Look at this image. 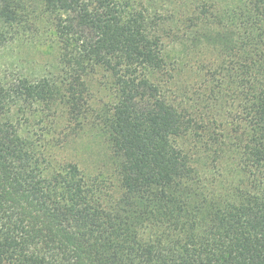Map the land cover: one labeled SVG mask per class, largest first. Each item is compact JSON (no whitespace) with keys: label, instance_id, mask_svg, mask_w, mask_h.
<instances>
[{"label":"trees","instance_id":"16d2710c","mask_svg":"<svg viewBox=\"0 0 264 264\" xmlns=\"http://www.w3.org/2000/svg\"><path fill=\"white\" fill-rule=\"evenodd\" d=\"M0 264H264V0H0Z\"/></svg>","mask_w":264,"mask_h":264},{"label":"rangeland","instance_id":"374dc122","mask_svg":"<svg viewBox=\"0 0 264 264\" xmlns=\"http://www.w3.org/2000/svg\"><path fill=\"white\" fill-rule=\"evenodd\" d=\"M97 149L96 141L89 137H82L70 144L66 154L91 163L97 157Z\"/></svg>","mask_w":264,"mask_h":264}]
</instances>
